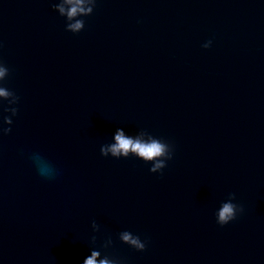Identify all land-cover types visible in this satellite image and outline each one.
<instances>
[{
    "label": "water",
    "instance_id": "1",
    "mask_svg": "<svg viewBox=\"0 0 264 264\" xmlns=\"http://www.w3.org/2000/svg\"><path fill=\"white\" fill-rule=\"evenodd\" d=\"M55 2L0 0L20 97L0 136V264H83L93 234L125 264H264V0H98L78 34ZM117 127L174 143L162 175L100 154ZM228 193L245 211L221 227Z\"/></svg>",
    "mask_w": 264,
    "mask_h": 264
},
{
    "label": "clouds",
    "instance_id": "2",
    "mask_svg": "<svg viewBox=\"0 0 264 264\" xmlns=\"http://www.w3.org/2000/svg\"><path fill=\"white\" fill-rule=\"evenodd\" d=\"M98 5V0H58L52 3V9L64 18L65 31L78 34L85 28V17L91 16ZM213 41H205L201 47L211 48ZM3 45L0 44V47ZM11 73L7 63L0 58V107L5 115L0 118V136H6L12 131L13 118L18 114L20 97L7 87L6 81ZM6 102V105H5ZM100 154L103 157L114 159H128L134 157L146 165H150L148 171L153 174H163L168 162L173 160L175 145L171 140L154 135L146 128H138L135 131H126L123 127H117L109 142L100 146ZM36 165L40 176L53 179L58 175V169L47 161L40 153H32L30 157ZM244 206L237 201L235 193H228L214 212L216 223L223 227L237 219L244 213ZM93 233L100 232V225L93 220L91 224ZM97 236H91L90 255L83 264H125L122 259L111 255L107 250L113 245L111 236L103 238L97 244ZM121 243L128 245L136 251L143 252L148 245V238L143 239L139 234L129 230L118 233Z\"/></svg>",
    "mask_w": 264,
    "mask_h": 264
}]
</instances>
